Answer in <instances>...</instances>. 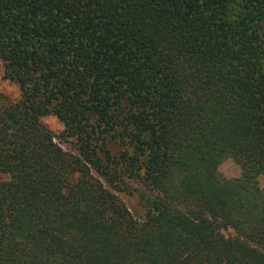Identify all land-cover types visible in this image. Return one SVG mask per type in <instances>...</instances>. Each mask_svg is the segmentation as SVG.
<instances>
[{"label":"trees","instance_id":"16d2710c","mask_svg":"<svg viewBox=\"0 0 264 264\" xmlns=\"http://www.w3.org/2000/svg\"><path fill=\"white\" fill-rule=\"evenodd\" d=\"M0 60V264H264V0H0Z\"/></svg>","mask_w":264,"mask_h":264},{"label":"rangeland","instance_id":"374dc122","mask_svg":"<svg viewBox=\"0 0 264 264\" xmlns=\"http://www.w3.org/2000/svg\"><path fill=\"white\" fill-rule=\"evenodd\" d=\"M20 99V90L16 83L7 80L4 77L3 64L0 60V103L8 104L15 103ZM42 124L50 130L55 135H59L63 127L61 122L53 114H48L43 116L41 119ZM218 172L222 179L231 180L237 178L240 173V166L235 163L232 159L225 160L218 168ZM5 177L0 174V181L4 180ZM260 185L264 188V179L260 178ZM121 196L125 203L132 209L135 213L139 209L138 202L133 195H128V193L122 192Z\"/></svg>","mask_w":264,"mask_h":264}]
</instances>
